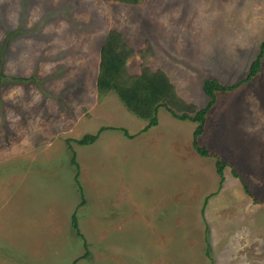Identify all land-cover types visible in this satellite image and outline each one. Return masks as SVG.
I'll return each mask as SVG.
<instances>
[{
    "label": "rangeland",
    "instance_id": "obj_1",
    "mask_svg": "<svg viewBox=\"0 0 264 264\" xmlns=\"http://www.w3.org/2000/svg\"><path fill=\"white\" fill-rule=\"evenodd\" d=\"M260 7L0 0V264H264V55L248 82L216 92L197 138L230 163L220 188L214 160L191 146L196 122L161 108L140 133L146 120L96 90L100 46L115 29L134 50L150 40V68L203 107L205 78L231 85L246 76L264 40ZM140 62L134 54L128 74ZM102 126L94 143L75 142Z\"/></svg>",
    "mask_w": 264,
    "mask_h": 264
},
{
    "label": "trees",
    "instance_id": "obj_2",
    "mask_svg": "<svg viewBox=\"0 0 264 264\" xmlns=\"http://www.w3.org/2000/svg\"><path fill=\"white\" fill-rule=\"evenodd\" d=\"M111 2H119L129 5H141L144 0H105ZM134 54L140 58V68L135 74H128L127 64ZM154 52L150 40H146L144 46L134 50L130 47L124 38V35L115 30L110 29L105 34L103 42L100 46V62L96 77V90L99 96H105L109 92H114L118 99L125 107L135 114L137 117L146 120V125L139 131H147L151 126L158 124V112L163 108L167 110L173 117L180 120H190L196 122V126L192 131L191 146L193 150L200 156L212 158L214 160L215 171L219 175V187L224 180V168L230 163L222 158L217 151H212L206 146L199 144L197 138L202 134L204 123L208 111L216 102L217 91H230L236 89L243 82H248L252 77L257 75L261 68V62L264 55V40L260 44V49L253 61H251L246 76L236 83L231 85H223L213 77H207L203 80L202 90L208 100L203 107H197L194 104L185 102L176 92L168 75L160 68L152 70L149 66L151 57ZM5 78V75L0 70V85ZM22 80L23 78H18ZM107 127H101L96 133H86L82 137L75 139L79 145H90L95 142L102 130ZM137 132V133H139ZM139 133V134H140ZM136 134V133H134ZM134 134L126 133L127 137L133 138ZM67 146L71 150V164L78 169V164L74 160L75 151L71 149L69 139H66ZM232 174L237 177V173L233 167ZM74 182L78 186V192L81 195V200L78 205L85 203L83 190L78 180V173L74 176ZM245 193L253 198L252 193L247 185L242 182ZM207 198L204 203L206 204ZM71 226L75 232L82 237L80 233L76 212L71 216ZM86 252L83 256H87V243L84 242ZM208 254V251H207ZM77 260V259H76ZM76 260L72 264L76 263Z\"/></svg>",
    "mask_w": 264,
    "mask_h": 264
},
{
    "label": "crops",
    "instance_id": "obj_3",
    "mask_svg": "<svg viewBox=\"0 0 264 264\" xmlns=\"http://www.w3.org/2000/svg\"><path fill=\"white\" fill-rule=\"evenodd\" d=\"M261 8H263V7H260L259 10L255 13L254 16L257 17V19H260L259 22H264V11L260 10ZM255 24H256L257 27L254 28V30H256L255 32H257L258 30L261 29V27L257 25L256 21H255ZM176 55H178L177 52H175L174 56H176Z\"/></svg>",
    "mask_w": 264,
    "mask_h": 264
}]
</instances>
